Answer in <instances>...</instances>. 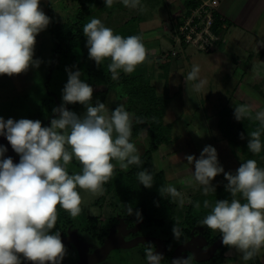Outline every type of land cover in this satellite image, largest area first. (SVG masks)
I'll return each mask as SVG.
<instances>
[{
  "label": "clouds",
  "instance_id": "clouds-1",
  "mask_svg": "<svg viewBox=\"0 0 264 264\" xmlns=\"http://www.w3.org/2000/svg\"><path fill=\"white\" fill-rule=\"evenodd\" d=\"M114 0H104L111 7ZM126 7L136 8L140 0H122ZM51 19L41 8V0H0V76L23 74L30 67H39L40 60L34 59L36 37L50 24ZM88 57L97 66L110 58L108 70L112 79H118L120 70L126 74L135 71L146 61L148 50L142 37H123L114 34L110 27L97 18L83 26ZM68 72V80L62 91L63 103L53 108L54 118L50 126L39 119L21 118L5 120L0 116V136L4 137L12 150L19 156L14 162L6 156L8 148L0 144V264H62L67 248L59 232L52 234L57 216V205L75 218L81 213L82 197L77 190L101 193L115 171L113 160L126 170L129 165L142 163L136 146L130 142L133 114L121 104L110 110L97 100L93 105L94 89L81 80V72ZM200 67L194 65L187 80L199 78ZM206 84L200 80L194 85L199 92ZM81 104L86 108L81 116L66 105ZM250 115L249 107H234V117L242 121ZM264 127V110L255 115ZM261 129L248 134L247 148L259 154L264 148ZM244 139V134H240ZM75 158L82 166L78 173L69 174L68 165ZM188 164H194L192 176L203 186V192H215L212 181L220 174L227 181L225 190L231 199H220L211 208L201 224L213 232H219L223 246L235 249L248 261L264 248V168L257 161L248 159L235 172H225L218 160L215 147L207 145L199 158L185 156ZM145 188L153 186V176L147 170L137 174ZM160 194L184 199L175 187L161 186ZM240 194L245 202L237 198ZM199 210L201 205L196 202ZM129 215L142 219L139 210L134 212L127 205ZM175 239L182 235L178 224L172 228ZM148 264H160L163 254L153 251L151 243L145 252ZM193 257L178 256L172 264H192Z\"/></svg>",
  "mask_w": 264,
  "mask_h": 264
},
{
  "label": "rangeland",
  "instance_id": "rangeland-1",
  "mask_svg": "<svg viewBox=\"0 0 264 264\" xmlns=\"http://www.w3.org/2000/svg\"><path fill=\"white\" fill-rule=\"evenodd\" d=\"M183 2L185 1L140 0V5L136 8L126 7L122 0H114L111 7H105L104 0H94L93 2V4L100 5L101 11L98 13V19L106 27L112 28L114 34L125 35L128 30H131L135 35H138V28L141 29V35L144 37L151 55V59L146 65L145 74L152 85L157 88L158 94L161 95L164 91H169L170 100L164 122L173 124L171 141L168 144H163L153 154V159L156 169L166 171L168 184L175 187L184 199V204L181 206L179 198H176L178 205L175 208L177 220L175 224L184 218L185 206L191 202L192 196L202 190V186L197 184L192 176L194 164H188L185 156L194 155L199 158L203 148L211 145L216 148L219 163L225 172H235L239 165L247 160L248 154L241 147L240 142L243 139L236 138L238 144L234 147L221 133L218 121L219 119L224 120L226 113H229L237 105H245L249 107L250 112L254 111L255 113L264 110V95L261 91L264 88L261 85H254L256 81L252 82L250 79L251 88L246 86L247 90H243L244 94L240 90L238 93L235 91L237 80L243 77L249 66L251 67L253 64L256 68L258 67V69H254L255 78H258L257 76L262 72L263 68L260 63L263 62L261 59L263 55L251 48L253 42L256 46L264 48L262 46L264 16L254 27L258 35L257 39L253 31H246L242 27L234 25L225 34L224 42L213 50L203 51L192 44H176L173 39L174 29L177 23L182 20L183 14L186 13ZM78 7V0H41V8L50 17L51 22L36 37L34 59L40 60V65L39 67H30L27 72L20 75L0 76V116L5 120L8 118L15 120L21 118L39 119L43 125L49 126V121L54 118L53 108L63 103L62 91L68 80L66 69L71 68L68 67L67 58L63 56L57 66L54 68L50 66L52 52L56 51L52 27L73 20L78 12ZM112 9L113 14L111 13ZM224 29L226 32V28ZM238 37L241 38L237 39ZM173 51L177 53L173 54ZM160 53H163L162 61L169 57L172 58L168 71L164 70L156 59ZM62 65L64 69H62ZM194 65L200 67L199 78L187 80ZM87 74V72H82L80 78L94 89L93 105L97 100H100L106 104L110 111L122 104L127 111L133 114V124L137 123L139 105L130 100L128 92L123 87V81L113 79L110 82L100 74L93 81H89L90 78ZM201 79L205 80L206 84L197 92L194 85L198 84ZM50 106L52 107L49 108ZM66 107L81 116L86 111L85 106L79 103L69 104ZM237 126L238 123L233 122L232 129L236 131ZM149 141L146 130L130 137V142L136 146L139 156L146 150ZM0 144L8 148L6 156H11L15 161L17 154L2 136H0ZM74 161H76L75 158ZM112 163L115 167H120L118 161L113 160ZM76 166L78 167L76 173H78L82 168H79L80 164ZM259 167L264 168V165L261 164ZM128 169L129 166L126 170ZM223 179V174L218 175L212 181L213 186L222 184L225 180ZM77 190L82 197V210L78 216L88 219L90 216L95 218L91 222L97 230H104L106 226H111L109 223L114 217L117 215L119 217V206L123 200L119 199L118 193L115 191L106 193L104 187L103 191L97 194L79 188ZM73 219L76 220V217ZM139 222L142 223V220ZM175 224L169 223L172 228ZM141 228V232L153 233L168 239L163 229L158 226L145 225ZM81 230L85 232L83 229ZM197 230L201 234L204 232L203 227H198ZM213 233L220 234L218 231ZM171 237L174 238L173 235ZM138 245L129 248H114L106 258L93 264H147L145 249ZM66 248L67 255L62 264H67L75 259L71 249L68 246ZM235 252L237 253V251ZM226 256L229 257L230 253ZM255 259L257 260L256 256ZM230 263L231 261L225 262V264ZM238 263L248 264L244 260H239Z\"/></svg>",
  "mask_w": 264,
  "mask_h": 264
},
{
  "label": "trees",
  "instance_id": "trees-1",
  "mask_svg": "<svg viewBox=\"0 0 264 264\" xmlns=\"http://www.w3.org/2000/svg\"><path fill=\"white\" fill-rule=\"evenodd\" d=\"M78 1L79 7L75 18L61 24L53 25L52 27L56 51L52 52V62L50 63V66L54 68L57 66L58 61L64 57L67 58V64L69 68L71 67V71L79 70L81 73L87 72V76L90 78L89 81H93L94 78L100 74L101 76L105 77L107 81L110 80L111 82L113 80L112 74L108 70V65L111 63V59L105 58L100 66H97L93 60L89 59L88 49L86 47L87 38L83 35L82 31L83 26L92 18L98 19V13L101 11L100 5L93 4L94 0ZM200 1L201 0H185L184 6L186 13H189L195 9ZM111 13L113 14V9L111 10ZM181 21L177 23L176 27ZM226 25L227 24L224 22V20H222L219 14H217L215 27L220 26L225 28ZM141 33V29L138 28V36L142 37V41L148 50L145 39ZM131 35H135L134 31L132 32L131 30H128V33H125V35L121 36L128 37ZM162 54L163 53H160V55H158L159 57L156 59L162 68L168 71L172 58L169 57V59L162 61ZM150 59L151 55L148 52L146 61L142 64H139L134 72L131 74H126L120 70L121 72L119 74V78L116 79V81H123V87L128 92L130 100L134 104L139 105L137 123L132 124L131 137L141 133L142 130H146L150 139L149 144L147 145L146 150L140 155V159L142 161L140 165H129L128 170H122L120 167H115L112 178L106 182L103 187L105 188L106 193L115 191L118 193L119 199L123 200V203H121L119 206V217H124L125 222H127L130 226L136 225L139 221H137L134 214H128L127 205H131L134 212L136 210L140 211L142 216L141 227L145 225H152L163 229L166 237H168L169 248L165 255L168 262V259H170L172 256L175 247L179 243L190 239L193 235V230L197 232L198 227L204 228L203 235L209 240V243H212L220 236V234L213 233V231L200 223L201 220L211 211V208L206 209L203 207V202L208 200L211 205H214L217 200H230L232 197L230 193L225 190L224 186L227 181L224 179L222 184L215 186V192H209L207 195L204 194L202 186V190L200 192H196V194L192 196L191 202L185 206L184 218L180 220L179 223H177L178 227L181 229L182 235L178 240L171 237L173 233H170L172 232V227H170L169 223L175 224L177 222L175 208L178 205V201L176 198L174 199L167 194L164 196L160 194V187L169 186V180L166 175V171L162 169H156L153 159V154L158 151L163 144H168L171 141L173 124L164 122V116L170 100V95L168 90L164 91L161 95L158 94L157 88L152 85L149 78L146 76V65L149 63ZM62 69H64L63 65ZM51 107L52 106L49 108ZM226 114L227 115L224 120L219 119L218 121V126L221 128V133H223V136H226L229 142L235 147L236 144H238L236 138H240V134L243 133L245 138L240 142V144L242 149H244V151H246L248 154L247 160L254 159L257 161L259 166L261 164L264 165V148H262L259 154H254L247 148L248 134L258 128L261 129V142L264 144V127H262L260 122L255 119L256 113L251 111L250 115L244 118L242 121H237L235 119L234 108ZM233 122L238 123V129L236 131L232 129ZM79 164V162L76 163V161L73 159L68 165L69 174L76 173L78 170L76 165ZM79 168H82V166L80 165ZM145 170L150 172L153 176V186L151 188H145L138 180L137 174ZM237 198L241 199L242 203L245 202L240 194H237ZM196 202H199L201 205L199 210L194 207ZM56 210L58 216L56 224L61 225V229L65 230L68 224L77 225L87 232L90 237L98 240L99 243H103L104 239L109 233L110 227L120 220L117 215L109 223L111 226H106L104 230H97L96 227L92 225L93 223L91 220L94 221L95 219L92 216H90L89 219L87 217L84 218L77 216L75 220L59 205H57ZM55 227L51 230L52 232L54 231ZM59 230L60 229H58V231ZM141 233L145 232L142 231ZM149 243L150 242L145 244L140 243L139 245L143 246L146 252V247ZM151 245L154 247L152 242ZM228 249V247L221 245L213 257L204 261H197L192 254L189 255L193 257L192 264H223L224 258L226 256L225 252Z\"/></svg>",
  "mask_w": 264,
  "mask_h": 264
},
{
  "label": "water",
  "instance_id": "water-1",
  "mask_svg": "<svg viewBox=\"0 0 264 264\" xmlns=\"http://www.w3.org/2000/svg\"><path fill=\"white\" fill-rule=\"evenodd\" d=\"M48 125L50 126V121ZM140 225L141 222L138 223L137 227L131 230L126 229L125 220L124 218H122L118 224L112 227V229L110 230V234L106 238L105 242L91 253L88 252V244L81 238H79L74 230L70 231L68 236H62V239L64 244L74 242L78 246L81 260L85 263L99 262L103 260L114 248H129L139 243L146 242L155 243L156 247L153 251L164 254L167 248V244L165 239H163L162 237L156 235H139L131 239L125 238V234L129 233L132 230L134 231ZM206 244L207 238L203 234L193 235L190 240L181 243L176 247L173 258L180 256L181 253L185 251L186 253H184L183 256H188L187 251H190L193 253L196 260H208L216 254L217 250L222 245L221 235L208 247H204ZM160 264L162 263L160 262ZM170 264H172V261Z\"/></svg>",
  "mask_w": 264,
  "mask_h": 264
},
{
  "label": "crops",
  "instance_id": "crops-1",
  "mask_svg": "<svg viewBox=\"0 0 264 264\" xmlns=\"http://www.w3.org/2000/svg\"><path fill=\"white\" fill-rule=\"evenodd\" d=\"M186 14L187 13H185V15ZM218 14L223 17L224 22L227 24L225 26L226 28L225 34L232 26L238 25L242 27V29H245L246 31H253V33H255V38H256L258 37V35L254 30V27L256 24H258L260 20H262V17L264 16V0H219ZM185 15L183 14L182 19L184 18ZM239 38L241 37H238L237 39ZM252 45H253V47L251 48L252 50H257L258 53L263 55V57H261L263 62L260 63L261 68L263 69L262 72L257 76L258 78H255L254 69H258V67L256 68V66L253 64L251 65V67L249 66V68L245 70L246 73L244 72L243 77L237 80L236 82L235 91H237V93L240 90V92L244 94V91L247 90L246 86L251 88L250 85L253 81H256L254 85L257 86L261 85L264 88V54H263L264 48H262L261 46H256L255 42H253ZM262 46L264 47V36H263ZM250 79H252V82H250ZM257 80L259 81V83ZM261 91L262 94L264 95V90L262 89ZM235 251L236 250L233 248L228 249L226 255H229L230 253V256L229 257L225 256L223 264H225V262L227 261H231L230 264H239L238 261L243 260L242 254L238 252L236 253ZM256 257L257 260L255 259V257L248 260L247 261L248 264H264V248L260 250V252L256 255Z\"/></svg>",
  "mask_w": 264,
  "mask_h": 264
},
{
  "label": "built area",
  "instance_id": "built-area-1",
  "mask_svg": "<svg viewBox=\"0 0 264 264\" xmlns=\"http://www.w3.org/2000/svg\"><path fill=\"white\" fill-rule=\"evenodd\" d=\"M219 0H202L198 6L187 13L174 29L176 44H192L199 50L210 51L225 40L224 27H215ZM220 16V15H219ZM223 20V17L220 16ZM176 54V51L172 52Z\"/></svg>",
  "mask_w": 264,
  "mask_h": 264
},
{
  "label": "flooded vegetation",
  "instance_id": "flooded-vegetation-1",
  "mask_svg": "<svg viewBox=\"0 0 264 264\" xmlns=\"http://www.w3.org/2000/svg\"><path fill=\"white\" fill-rule=\"evenodd\" d=\"M16 156H17V158H16V160H15L14 162H19V156H18V155H16ZM13 160H14V159H13ZM119 218H120V220H121V219L124 218V217H121V216H120ZM120 220H119L117 223H115L113 226H111V227H110V230L112 229V227H114L116 224H118V223L120 222ZM124 220H125V219H124ZM125 223H126V229H129V230H131V229L137 227V225H138V223H137V224L134 225V226H130L127 222H125ZM141 226H142V223H141V225H140L137 229H135L134 231L132 230V231H130L129 233L125 234V238H126V239H131V238H134V237L139 236V235H155V234H153V233H152V234L141 233V231H140ZM55 229H56V230H55ZM55 229H54V231L52 232V234H55L56 232H59V233L61 234V236H68V235H69V232L74 230V231L76 232V234L79 236V238H81L84 242H86V243L88 244V252H89V253L93 252L96 248L100 247V246L105 242L106 238H107V237L109 236V234H110V230H109V233H108L107 237L104 239L103 243H99L98 240H95L94 238L90 237L89 234H88L87 232H83V231L81 230V227H78L77 225L68 224L67 227H66V229L64 230V229H61V225L56 224ZM58 229H60V230L58 231ZM198 234H201V233L199 232V230H198L197 232H195V230H193V235H198ZM193 235H192V236H193ZM156 236H159V235H156ZM159 237H160V236H159ZM191 238H192V237H191ZM191 238H190V239H191ZM163 239H165V241H166L167 248H166L165 253L163 254V259L160 261L162 264H170L171 261H172V258H173V255H174V252H175L176 247H177L179 244L184 243V242H187L188 240H190V239H188V240H186V241H184V242L179 243V244L175 247L172 256L170 257V259H168V262H167V258L165 257V255H166V253H167V251H168V248H169V246H168V239H166V238H164V237H163ZM97 242H98V243H97ZM213 242H214V241H213ZM213 242H212V243H213ZM146 243H148V242H146ZM150 243H151V242H150ZM152 243H153V242H152ZM212 243H209V240L207 239V244H206L204 247H208V246H209L210 244H212ZM139 244H140V243H139ZM143 244H145V243H143ZM153 244H154V247H153V250H154L155 247H156V245H155V243H153ZM65 245L68 246V247L71 249V251H72V253H73L72 256L75 258V259H73L72 261H70V262L67 263V264H93V263H96V262H93V263H85L84 261H82V260H81V255H80V252H79V249H78V246H77L74 242H69V243H66ZM138 246H140V245H138ZM217 251H218V250H217ZM184 253H186V251H185V252H182L180 256H183ZM187 254H188V256H189V254H192V255H193V253L190 252V251H187ZM193 257H194V255H193ZM194 258H195V257H194ZM24 263H25V264H30V262H28V261H24ZM147 264H148V261H147Z\"/></svg>",
  "mask_w": 264,
  "mask_h": 264
}]
</instances>
